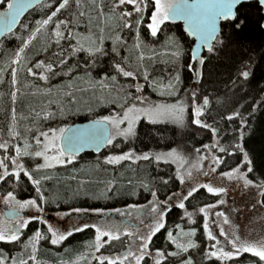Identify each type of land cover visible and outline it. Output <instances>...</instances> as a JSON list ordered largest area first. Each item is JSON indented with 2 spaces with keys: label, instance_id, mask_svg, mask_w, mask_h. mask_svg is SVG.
I'll return each instance as SVG.
<instances>
[{
  "label": "snow or ice",
  "instance_id": "obj_1",
  "mask_svg": "<svg viewBox=\"0 0 264 264\" xmlns=\"http://www.w3.org/2000/svg\"><path fill=\"white\" fill-rule=\"evenodd\" d=\"M41 4L47 9H52L54 4L45 3V0H0V6L6 4L3 11H0V31H7L11 33L15 25L19 23L20 17L25 13L28 8L33 4ZM70 0H56L54 10L50 11V14L41 20L36 21L37 27L32 32L27 41L24 42V46L27 47L28 43L35 38L36 34L49 25L54 24L52 29L53 42L55 43L59 51L53 52L54 59L51 62L45 63L44 60H39L31 67H26V72L34 78H38L44 82L50 80L52 76L71 75L76 71H84L86 74L90 70V67L96 65L97 59L101 56H105L107 53L103 47V38L98 41H94L88 38L83 43L81 42L82 34L75 31L78 28L76 23L77 17L75 14L70 15L68 18L59 19L58 16L62 10L69 8ZM77 7L80 5V0H75ZM255 5L260 12L261 21H264V0H115L113 9L121 8V6H131L132 11L123 10L119 13V18L123 21V28L132 29L133 25L136 26L137 36L139 33V26L144 22L145 14L149 8L152 9L149 16V22L146 27L150 30V35L155 37L161 31L162 26L166 23H175L176 21H183L184 32L187 36L194 38V47L191 48L189 53V62L187 69L193 73L195 77L203 82L205 78V71L211 73L212 69L208 65L212 64V60L220 52L224 51L227 44L223 38L222 24H228L232 29L236 31L242 30L246 27L247 14L241 9L245 5ZM103 12V8L98 10ZM85 14L79 13L80 17ZM133 17L136 19L133 21ZM243 17V18H242ZM260 28L264 30V22L260 23ZM174 43L175 51L172 52L174 58L176 73L175 81L180 80L181 64L180 60L183 56V49L180 39L178 37H170ZM67 41L68 47L64 48L62 42ZM75 41V43H72ZM125 43L120 36H116L113 40L112 53L119 54V46ZM87 44V46H85ZM22 47L16 54V59L12 61L11 76L12 84L17 83L16 76L18 68L21 66L20 54L23 53ZM45 52L48 48L44 49ZM81 52L88 54L89 60L85 61L86 67L81 69L79 63L75 65H69V60L77 56ZM91 61V66H89ZM115 68L123 74L124 77H133L135 73L133 71H127L125 68L117 63ZM34 69L40 70L39 76ZM67 69L65 72L64 70ZM255 65L249 61H242L241 67L237 70L235 78L229 77V82L225 87L228 90H241L244 88L245 83H249L254 79ZM47 73V74H45ZM145 80L148 79L147 72L144 73ZM113 80L116 77H112ZM168 87L171 89L172 84ZM137 95L134 97L133 103L120 104L118 107L120 111L115 114L101 116L99 119L94 120L89 125H85L83 128L73 129L71 125L60 128H49L48 131H40L33 137L34 143L39 150L30 151V143L25 140L24 147L21 148L19 144H10L8 141L0 142V150L4 155L0 156V183L7 184L9 180L13 181V191L7 192L4 203L9 205L13 212L11 216L12 220L0 221V242L13 243L20 240L23 229H27L29 224L33 220L39 221L41 224H47V221L43 219V209L38 204V200L44 203H48L42 191V180L34 178L32 172L25 167L24 164L18 163L19 159L24 157L29 158H43L44 163L36 164V170L39 171L43 168L54 167L56 164L71 163L77 154L86 145H95L97 151H99L101 145L112 146L117 136L123 137L127 140L129 137L135 135V128L141 119H144L147 123L155 125L157 123H164L171 121L174 124L183 125L185 123L186 108L182 101H178L175 104H148L147 97L140 95L143 92L142 87L139 84L134 85ZM163 94V93H162ZM174 94V93H170ZM12 99L15 102L17 92H12ZM191 98L195 101L197 97L196 92L190 93ZM137 103L146 105L138 107ZM264 104V99L257 102L252 109V113L256 109ZM210 106V100L207 95L202 97L201 103L196 105L193 103V123L197 126L209 129L213 136H218L220 129L214 126L213 123L205 122L202 117L205 115V110ZM15 110L13 109V114ZM250 113L249 115H251ZM61 114H63L61 110ZM55 113L46 112L45 119H54ZM240 119V127L236 129L238 140L236 143L229 146H223L219 140H216L213 144H205L203 148L205 150L217 149L221 153H228L229 148L233 149L231 154L237 152L242 154V163L236 168H233L230 172L222 173L223 176L231 178L234 174L238 177L245 178L247 185H252L253 181L247 179L248 174L254 171V164L257 167L264 169V157L257 159L256 151L253 148L245 150V128L248 127L246 119L241 115L239 110L233 111L230 115L222 117V119L231 122L234 119ZM125 128H121V125H125ZM9 134L15 139H20V134L15 132L14 128L9 129ZM43 138V139H42ZM118 147V145H115ZM14 149L15 155H10L9 150ZM200 149H196L197 153H200ZM49 152L53 153L49 155ZM251 153V154H250ZM176 155V150L172 149L168 153H149L145 152L142 155H138L135 150L130 149L126 152H122L117 155H109L105 157V163L109 165L119 164L121 161L131 160H155L160 163L162 160L164 163L169 161L165 157H173ZM207 157L201 156L200 159H206ZM54 162V163H53ZM212 163L218 165L223 163L219 156L212 158ZM11 166V167H9ZM246 169V171H242ZM215 171V168L212 169ZM21 175H23L29 182L30 186L34 188L36 193L35 197L19 200L16 198L15 190L22 186ZM191 176V172L188 173ZM51 177H43L47 180ZM177 178L181 184L185 183L183 175L177 172ZM163 185H167L169 181L167 179L161 180ZM257 187H264V183L256 185ZM146 191H149L152 196V200L148 205H128L129 211L122 213L120 209H113L116 213L121 215H130L131 211L138 209H148L144 215L149 218V222L145 224L143 219H140L139 224L145 230L141 231V228L137 226L135 230H131L127 225L121 226L119 221L114 219H105L102 223H88L84 222L82 225H74L72 228L57 233L56 230L48 224V232L51 233L50 243L57 245L63 243L74 233L82 232L86 229L95 230V243L94 248L96 252H99L105 245H111L113 241H120L122 236L132 237L133 244L136 246L137 251H133V247L130 245L128 249L119 255H99L93 254L92 258L97 264H124L125 261L128 264H141L145 260L146 256H151L150 245L158 233L162 230L166 231L167 240L175 245L176 251L167 252L165 250L156 249L154 254V264H164V261L168 257L179 258L182 254L188 253L190 249L198 248L199 246L192 240L187 243L178 242V237L173 235L171 230L166 229L168 213L172 211L173 204L179 209H184V214L192 219L194 213L188 212L185 208V201L197 193L201 188L206 189L207 193L221 196L226 193L224 187H214L211 184H200L191 186L186 189L187 194L183 195L172 193L168 195L165 200L161 201L157 196V192L151 190L148 185H143ZM109 192L114 191L113 188L108 189ZM136 193H133L135 195ZM264 196V192L260 193ZM182 197V198H181ZM224 199H219L216 203H208L198 209L199 213L203 214V231L206 239L210 241V250L204 253L206 259L211 260L216 258L220 261H231L234 258L241 256L244 253H250L258 257L261 264H264V237L257 240H242L239 236L234 235L231 239H228L229 234L225 231L224 225L229 223V218L222 211H216L213 213V209H216L219 205L225 204ZM264 204V201H259ZM35 207L41 213L37 216H32L27 219L20 215L19 210ZM89 211L96 213H102V209H82L74 208L70 212H66L63 215L71 216L73 212L77 214L87 215ZM214 216L215 219L211 220L212 224H215L218 228L219 237L224 238V242L218 238L217 234L213 233L210 226V218ZM195 223V221H192ZM176 228L179 229L181 236L193 237L196 234L195 228H190L185 232L181 225L177 224ZM45 238L41 231L37 230L33 236L29 238V244L31 245L32 255L29 256V260L35 261L36 244ZM107 238V239H105ZM227 246H230V250H226ZM27 247V245H26ZM0 264H8V258L0 254ZM11 264H29L28 260L12 259ZM180 264H194L193 258L189 255L187 258H182Z\"/></svg>",
  "mask_w": 264,
  "mask_h": 264
},
{
  "label": "trees",
  "instance_id": "obj_2",
  "mask_svg": "<svg viewBox=\"0 0 264 264\" xmlns=\"http://www.w3.org/2000/svg\"><path fill=\"white\" fill-rule=\"evenodd\" d=\"M45 3L54 4L55 7L56 0H46ZM54 7L51 10H54ZM99 9L100 8L98 7V3L95 0H87L82 4L80 2L79 7L75 5L74 8H71L69 10V16L75 14L77 17L76 23L79 25L78 28L75 29V31H78L84 35L88 27H90V23L95 22V20L100 19L101 16H103L105 8L103 9L102 13L98 11ZM51 10L45 8L40 4L39 6L28 12L27 15L21 20L18 28L12 33L8 34L0 42V68H3L2 71H0V94H2V97L0 98V123L3 120L5 122V118L9 117L12 114L11 109L13 108V100L11 97V93L13 92V84L11 82L12 76L10 74V70L5 69V59H2V56H11L14 50L17 49L16 47L19 45L18 37L19 35H22V26L25 23H29L30 25H32V27H30L31 30L36 25V21L46 18V16L50 14ZM241 11L247 14L246 27H244L240 31H236L232 29L230 25L222 24L223 38L225 39L227 46L224 51L220 52L216 57L213 58L212 64L208 65V67L211 68L212 71L211 73L205 71V78L203 82L195 80L194 75L187 69L190 46L192 42L188 38H186L183 46L188 53L183 59L181 58V62H183L182 66L185 67V69H181L179 80L181 86L179 88L180 91H177L176 95H179L182 90L186 91L187 89H189V91L194 90V92L198 94L197 96L201 97V100L203 96L207 95L210 100V106L205 110V115L202 117V119L205 122L213 123L214 126L218 127L220 129L219 135L213 136L212 132L209 129L203 127H201V134H199L197 133V130L195 128H192L191 130L187 128L178 129L170 125H168V127H154L156 124L152 126L143 124L139 127V130L136 133V139L134 138V140L132 141H127V147L129 149L141 152L154 147H159L164 143H177L179 140H182L187 147H203L205 144L210 145V143H214L216 140H219L220 144L223 146H229L236 143L238 140V136L235 130L240 127V119L236 118L233 121L228 122L222 119V117L230 115L235 110H239L241 112V115L246 119L248 123V127L244 130L245 150L247 151L249 150V148H253L256 151L257 159H259L260 157H264V104H261L256 109V111L252 113V109L256 105V103L264 99V30H262L259 26L263 21H261L260 12L257 10L254 4L245 5L241 9ZM80 12H83L85 15L83 17H80ZM69 16H67V18ZM104 16L108 18L110 17V14L106 13L104 14ZM61 17L62 15L59 14L58 18L61 19ZM96 22H101V20ZM175 28L180 30L179 26ZM97 32H99V30ZM178 34L181 36L183 35L181 31ZM42 41L43 38L40 40V46L38 47V49L31 51V53L29 54V58L25 61V63H23L17 75V84L21 88V92L19 93L18 97V101H20L18 107L19 112L20 110H22L25 113L27 112L34 114L36 113V111H39V108L41 106H45V102H43V100L39 96L41 94L38 92H42V89L51 91L57 86L59 89V93H63L66 96L68 95L69 99H71L65 101L61 96L62 100H60L59 98V108L68 106L70 109H76L78 106L82 105L83 100H85L87 104H92L93 102H95L94 99H88V97H84L82 95L91 90L94 83L104 79V77L112 79V77L114 76L116 77V81L121 79L118 78L114 73L112 64L114 63V55L116 54L112 53V49L109 48L108 44L104 47L107 54L105 56H102L100 59L98 58L96 65L94 67H90V70L87 74L84 71L78 70L71 75L52 76L47 82H44L38 78H34L26 72V67H31L39 60H44L45 63L51 62L54 59L52 53L59 51V49H57L55 43L53 42L52 31L49 30L47 37L44 38L43 42ZM81 42L83 43L82 39ZM72 43H75V41H73ZM126 44L127 40L125 41V43L121 44V53L119 52L118 54L120 56V62H122L123 58H125L126 55L131 57V52L136 54L135 50L129 49ZM62 46L64 48H67L68 42H62ZM45 48H48L47 52L44 51ZM250 57L251 62H253L255 65L254 79L249 83H245L244 88L241 90H228L225 85L228 84L229 77L235 78L237 70L241 67V62L249 61ZM86 60H89L88 54L86 52H81L77 54L76 57L69 60V65H75L79 63V67L83 69L86 67ZM89 66H91V61H89ZM34 71L37 72L38 77L40 70L34 69ZM64 71L66 72L67 69H65ZM151 71L154 72V68H152ZM164 75L165 74H163L162 72H154L153 77L163 79L165 78ZM131 83L132 81L130 82V84ZM167 100L172 103L178 102L179 98L178 96H176L175 99L169 98ZM70 112H72V114L68 117L69 120L76 116H82L81 118H85L86 116L92 118L98 117V115H103V111L101 108L96 112L95 109L79 110L78 112L74 113L73 111ZM250 113L252 114L249 115ZM188 115L189 114L187 113L186 116ZM122 145L124 146L126 144L122 143ZM232 152V148H229L228 153H221L217 150L219 157L223 161V163H220L219 169H230L242 163V154L237 152L233 155L231 154ZM82 164H85L86 166H90L88 164L94 165L90 167L94 169L99 168L100 165L102 166L101 155L84 156L80 159V165ZM80 168H82V166H79L77 169ZM109 169L110 172L105 176L107 177L106 180L108 181L106 189L102 190L101 188L99 190L100 195L98 198L84 197L79 199L78 201L81 206L104 207L105 205H126L129 202L122 199V196H116L115 194H117V191L115 190V188L112 192L108 191V187L109 185H111L113 177H117L119 175L116 171L123 168L109 167ZM48 170L50 172L52 169L48 168ZM145 170V173H147V177H149L153 185L155 184L156 186L157 183H161V180L163 179H169L168 181H172L174 179L173 176L171 177V173L168 175V177H166L165 175H160L158 177L153 175L152 171L154 172V170L151 169V172H149V166ZM31 171L35 177L38 176V174L35 172L34 167L31 168ZM62 171L63 173H65V169H56L49 173V175L55 173L54 181H52L50 187H55L56 184H58V186H60L57 191L58 197H63L61 199L65 200L70 198L73 193L72 191H70V188H67L68 186L65 185L67 184L65 183L66 176H63V174H61ZM115 172L116 174H114ZM58 175L61 176L60 179L56 178V176ZM248 177L249 180L253 181V184H262L264 183V169H262L261 167H257L254 164V171L248 174ZM62 178H64V180H61ZM140 178V176L136 175L132 178H127L128 180L125 181V184H127V181L132 184V188L129 191L131 195H133V193L137 194L138 190L140 189L141 185L138 184ZM120 181L122 182V180L119 179L117 183V190L118 187H120ZM121 187H124V185ZM169 187L170 185L168 183L166 186H159V189L161 190V192H165ZM56 188L53 189L56 190ZM1 189H3V191L5 190V183L2 184ZM30 191H32L31 193L34 192V188L32 186H30ZM261 192H264V187ZM261 192H259V195ZM19 194L21 195V197H25L23 195H26L24 193H22L23 195L21 193ZM260 197L261 201H264V196L261 195ZM215 200V195L209 194L205 189L201 188L196 194H194L187 200L186 204L189 209L193 210L199 206L203 207L205 204L212 203ZM181 217V211L179 209H173L169 213V224H167L166 229L173 231L177 229V224L183 225V221H185L186 218L182 219ZM201 220L202 218L199 214L197 218L199 226L196 232V243L199 247L190 249L188 253L182 254V257L179 258L168 257V259L164 261V264H180V260L182 258H187L189 255L193 258L194 264H218V261L216 262L214 259L209 261L204 260V253L206 252L207 247ZM37 230L41 231L45 238L39 241L35 253V261H31L29 260L28 255L23 258V254L24 252L25 254H27L28 252L29 255L32 254L31 245L27 242V240L32 237L34 232ZM22 233L23 234L20 240L17 242H0V254L8 258V264H11L12 259H16L17 261L28 260L29 264H86V260L84 262H76L75 260H77V258L83 255L86 251L94 248L93 245L95 243V230L89 228L82 232L74 233L73 236L69 237L61 244L52 245L50 243V234L46 228V225L41 224L37 220H33L29 224L28 228L24 229ZM127 244V237H121L120 241H113L111 245H105L103 248H101L100 253L105 255L115 254L117 252H120ZM150 248H152L153 250H165L166 254L167 252L176 251L175 245L167 240L165 230H162L161 233H158L153 238ZM242 262H257L258 264L261 263L258 257L249 253H244L242 256L234 258L230 261L231 264Z\"/></svg>",
  "mask_w": 264,
  "mask_h": 264
},
{
  "label": "rangeland",
  "instance_id": "obj_3",
  "mask_svg": "<svg viewBox=\"0 0 264 264\" xmlns=\"http://www.w3.org/2000/svg\"><path fill=\"white\" fill-rule=\"evenodd\" d=\"M85 1L87 0H80L81 4ZM95 1H97L98 7L103 9L105 8V11L103 12V16H101L100 19H97L95 20V22L90 23V27H88L86 33H84V35L82 34L81 37L82 41L84 42L88 38H91L94 41H98L102 37L103 47H105L106 46L105 43L113 42L116 36H120L123 41L127 40L126 46H128L129 49L135 50L137 55L131 52L130 53L131 57L126 55L125 58H123L122 62H118V63L121 64L125 68V70L133 71L135 75L130 78L124 77L123 74L117 70L119 73L118 75L121 78L120 80L116 81L109 79L108 77H104V79L97 81L96 83L93 84L91 90H89L86 94L82 95L84 97H88V99L89 98L94 99L95 102H93L92 104H87L86 101L83 100L82 105L78 106L76 109L74 108L70 109L68 106H63L61 108L58 107L60 104L59 98L60 100H62L61 96L65 101L71 100L69 99L68 95L66 96L63 93L62 94L59 93L58 86L52 89L51 91L50 90L46 91L47 89H42V92H38L41 94L39 96L41 97L43 102H45V107L46 108L50 107L51 109H47L45 111V107L41 106L39 108V111H36V113L34 114L27 112L25 113L22 110H20V112L18 111L19 102H20L18 101V97H19V93L21 92V88L16 83L15 86L14 85L12 86L13 92L14 91L17 92L16 100L15 102L14 101L12 102V107H13L11 109L12 114L9 117L5 118L6 123L4 122V120L0 123V142L8 141L10 144H19V146L23 148L24 142L25 140H27L31 145V148L29 149L30 151L39 150L34 143L33 137L37 135L40 131H48L49 128L64 127L65 125H67L66 122H69L68 117L72 114V112L70 111H73L74 113V112H78L79 110L95 109L96 112L99 111V109L101 108L102 111H104L105 115L115 114L116 112L120 111V108L118 107L120 104H125V106H127L128 104L135 102L134 97L137 95L134 89L135 84H139L142 87L143 92L139 94L147 97L148 104H167L166 101H163V99L161 98L166 97V98L175 99L176 96H178L179 98L178 101H182L186 108L185 116L187 113L190 116L185 119V121L188 122V128L192 129L195 128L196 126L195 129L197 130V133L201 134V127L193 123V103L199 105L201 103V97L197 96L195 101H193L190 93L194 92V90L189 91V89H187L186 91L182 90L181 93L179 94L181 96L176 95L181 85L180 82H176L174 79L176 68H175L172 52L175 51V47L173 41L170 39V37L173 36L177 37L176 34L174 32L167 31L166 34L169 35L167 42L166 40L157 41L155 37L151 36L150 30H148L146 27L147 23L149 22V16L152 11V9L149 8L148 12L145 14L144 22L139 26V33L137 36L135 24L133 25L132 29H125L122 26L123 21L119 18V13L121 11L123 10L132 11L131 6H121V8L113 9L115 0H95ZM75 5H76L75 0H70L69 8L66 10H62V12L60 13L62 15L61 19L67 18V16H69L70 14L69 10L71 8H74ZM5 7L6 4L0 6V10L4 9ZM106 13L110 14V17L106 18L104 16V14ZM135 19L136 17H133V21ZM100 20L101 22H96ZM30 27H32V25H30L29 23H25L22 26L23 33L21 32L22 35H19L18 37L19 45L16 47L17 49L13 48L16 50H14L11 56L9 55L6 56L2 54L3 55L2 59H5L4 62L5 69H9L11 72V67L13 66L12 61L16 59V54L19 52V50L22 47L24 48L23 53L20 54L21 66L18 68L17 75L23 63H25V61L29 58V54L31 53V51L38 49V47L40 46V40L43 38L44 41V38H46L48 35V31L49 30L52 31L54 24L42 28L41 31L36 34L35 38L32 39L30 43H28L27 47H25L24 42L29 39V37L31 36L32 32L35 30L37 25H35L31 30ZM98 30L99 32H97ZM144 31L146 32L147 34L146 36L148 38L145 37ZM85 46H87V44H85ZM182 49L184 53L182 56L183 59L188 52L186 49H184L183 46ZM182 63L183 62H181L180 60L181 69L183 67ZM152 68H154V72H162L163 74H165L164 75L165 78L163 79L154 78L153 77L154 72L151 71ZM2 69L3 68H0V71H2ZM145 72H147L148 74L147 80H145L144 78ZM131 79H133V81ZM16 80H17V76H16ZM131 81L132 83L130 84ZM170 83L172 84L171 89L168 87ZM170 93H174V94H170ZM151 94H153V96ZM1 97L2 94H0V98ZM137 106L143 107L146 105L137 103ZM13 109L15 110L14 114H13ZM61 110L63 114H61ZM49 111L56 114L54 119L44 118L45 113ZM100 116L102 115H98V117ZM125 127L126 124L121 125V128H125ZM11 128H14L15 132L20 134L19 140H15L9 134V129ZM117 137H121V136H117ZM211 144L213 143H210V145ZM172 149L176 150V155L173 157H165V159L173 162L175 167L173 165L172 166L175 168L176 178H177V172L179 171V173L183 175L185 180V183L181 184L179 182V179L177 178L178 182L180 183V188L177 191H174L173 193H177V194L182 193L183 195H186L187 188L200 184H211L214 187H224L226 188V193L222 194L221 196H216V200L212 203H216L219 199H224L226 201L225 204L219 205L216 209H213V213L216 211H222L226 216H228L229 223L224 225L225 231L229 234L228 239H231L233 234L239 236L242 240L244 239L257 240L264 237V204L259 203V200L261 201V197H260L261 194L259 195V192L262 191L263 187H257L255 184L247 185L245 182V178L238 177L235 174L231 178L223 176L222 173L230 172L233 168H236L238 165L226 170L219 169L220 164L214 165L212 163V158L214 156H219L216 149H212L210 151L205 150L203 147L190 149L187 148V146L185 147V144L182 140H179L177 143H173L172 147L167 150V153L170 152ZM196 149H200L201 150L200 153H197ZM9 154L15 155L14 149H10ZM52 154L53 153L49 152V155ZM117 154H121V153L112 154L110 152H107L106 154L101 156L102 162H105L106 156L117 155ZM2 155H4V153L1 150L0 156ZM201 156H205L207 158L200 159ZM28 158L29 157H24L22 159H19L18 163L24 164L25 167L29 169V165L27 164V162H29ZM30 159H35V158H30ZM74 161L71 162V166L73 168L75 167V165L73 164ZM88 165L90 166L84 165L80 169H73V171H70L66 175L65 183L67 184L65 185L68 186L67 188H70V191H72L73 194L70 198L65 200L61 199L63 197H58L57 191L60 187L58 186V184H56L55 187L53 186L50 187L52 182L46 183V180L43 179V177L47 176V177H51L48 180H53L55 178V173L40 177V175H42L43 173L41 172L37 177L42 180L41 188L42 191L44 192L46 200L48 201V203H44L38 200V204L43 209V213H42L43 219L47 221V224H45L47 230H48V224H50L52 228L56 230L57 233L59 234L60 232H64L72 228L74 225H82L84 222L102 223L105 219H109V220L114 219L116 221H119L122 227L124 225H127L131 230L134 231L135 228L139 226L141 228V231H144L145 229L142 226H140L139 221L140 219H143L145 224L149 222V218L144 215V213L148 211L146 207L144 209L131 211L130 215H121L113 211V209L118 208L121 210L122 213H127L129 211L128 205L135 204V205L146 206L149 204V201L152 200V196L147 201L141 203H129L127 205H123L112 209H102L103 212L99 214L94 211H89L87 215L77 214L75 212H73L70 217L63 215L66 212H70L74 208L89 209L88 207L81 206L78 200L84 197L98 198L100 195L99 190L101 188L102 190L106 189L107 187L106 185L108 183V181L106 180L107 177H105L106 174L100 173L101 170L99 168H95V169L90 168L91 166L94 165L91 164ZM56 166L58 165L56 164L52 168H56ZM213 168H215V171L212 170ZM145 171L146 170L143 166L140 168L128 167L126 168V170L120 173V175H118L117 177H113V180L111 181V185H109L108 189L113 188L115 185L114 188L117 191V193L130 194L129 191L132 188V184L129 181H127V184H125V181L128 180L127 178H132L136 175L141 177L138 181L139 185L141 186L148 185V187L151 189L152 181L150 180L149 177H147V173H145ZM242 171H246V169H242ZM189 172H191V176L188 175ZM56 178L60 179L61 176L58 175L56 176ZM119 179L122 180L123 183L120 181L121 182L119 183L120 187H118L117 190V186H118L117 183ZM247 179H249V177H247ZM61 180H64V178H62ZM12 182L13 181L10 180V184H12ZM23 185H26V188ZM123 185L124 187H121ZM27 187H28L27 183L25 182L22 184L21 190L19 192L15 191L14 194L16 195L17 199L22 201L36 196V193L34 191L33 195L24 198H19L21 196L19 193L30 194L32 192L30 191V188ZM53 188H56V190ZM142 190L146 191L144 187L141 188V191ZM9 191H13V189L5 188L4 191L3 189H0V221L12 220L6 217L5 209H4V208H8L13 210L9 205L4 203V198L7 192ZM178 202L179 201H176L175 203ZM175 203L173 205H175ZM199 208L190 211L187 209L188 212L194 213L191 220H189V218L183 213V215L186 216V220L184 221L183 225H181V227L184 229L185 232L189 231L190 228H194V224L196 225V221L198 218L196 215L198 214H200L202 218L201 224L203 225V214L198 212ZM17 210L23 213L22 217L25 219L41 214L39 210L35 207L26 208L23 210H19V209ZM212 219H215V217L211 216L210 226L212 227L213 233L218 235V228L216 227L215 224L211 223ZM192 221H195V223H193ZM195 229L197 232V228ZM49 234L51 236V233ZM173 235L178 237V242L180 243H187L189 240H192L195 243L197 242L196 234L193 237L181 236L179 229H175ZM204 237L206 239L205 235ZM218 238L221 239L222 243L224 242L223 237H219L218 235ZM127 239H128V244L120 252L110 255L122 254L128 249L130 245L133 247V251H137L136 246L133 244V238L127 237ZM27 242L29 243V239L27 240ZM210 243L211 242L206 239V247H207L206 252L210 250L209 248ZM38 244L39 242L36 244V249L38 247ZM150 250L152 255L146 256L145 260L142 261L141 264H154L153 257L156 250H153L152 248H150ZM226 250H230V246H227ZM93 254L96 256L99 255L109 256V255L101 254L100 251L96 252L95 248H92L91 250L86 251L83 255L79 256L75 261L84 262L86 260V264H95L97 262L93 260L92 258ZM27 255L30 256L28 252L27 254H25L24 252L23 258L26 257ZM213 259L216 262L218 261L217 262L218 264H231L230 261H220L217 260L216 258H212L211 260ZM204 260L209 261L205 257ZM124 264H128V262L125 261ZM237 264H258V263L242 262Z\"/></svg>",
  "mask_w": 264,
  "mask_h": 264
},
{
  "label": "flooded vegetation",
  "instance_id": "obj_4",
  "mask_svg": "<svg viewBox=\"0 0 264 264\" xmlns=\"http://www.w3.org/2000/svg\"><path fill=\"white\" fill-rule=\"evenodd\" d=\"M180 27V30L179 29H177V28H175V27ZM221 28H222V25H221ZM167 31L168 32H174V33H176V34H178V33H180V31L182 32V36L181 35H176L177 37L179 36V39L181 40V42H182V46H184V42H185V40H186V38H188L191 42H192V44H191V46H190V50H191V48L193 47V44H194V40H192V39H190L186 34H185V32L183 31V27H182V24H172V23H166V25H164L163 27H162V29H161V31L157 34V36H155V38L157 39V41H164V40H168V37H169V35H167L166 33H167ZM145 32V31H144ZM147 34H146V32H145V37H147L146 36ZM148 38V37H147ZM150 38V37H149ZM150 40H152V39H150ZM106 45L108 44L109 45V48H111L112 49V47H113V42H107V43H105ZM118 51L121 53V45L119 46V49H118ZM102 57V56H101ZM101 57H99V59L101 58ZM118 62H120V56L119 55H114V63L112 64L113 65V69H114V73L117 75V77L118 78H120V76L118 75L119 73H118V71H117V69L115 68V64L116 63H118ZM182 69H185V67H182ZM193 74V73H192ZM194 75V74H193ZM194 79L195 80H198L196 77H195V75H194ZM132 81H133V79H131ZM182 88V87H181ZM180 91V90H179ZM152 96H153V94H151ZM161 99H163V101H166V103L167 104H175L176 102H172V103H170L167 99H169V98H166V97H164V98H161ZM45 107V106H44ZM47 109H51L50 107H48V108H46L45 107V111L47 110ZM102 116H106L105 115V113H104V111H103V115ZM82 117V116H81ZM81 117H79V116H76V117H74V118H72L71 120H68L69 122H66V124L67 125H65V126H68V125H73V124H75V123H80V122H85V121H88V120H97V119H99L100 117H92V118H90V117H85V118H81ZM188 117H190L189 115L188 116H185V119L186 118H188ZM5 123H6V121H5ZM143 124H146V125H149V126H152L151 124H149V123H147L144 119H141L140 121H139V123L137 124V126H136V128H135V135L134 136H131V137H129L127 140H125L124 138H122V137H117L116 138V140L114 141V145H112V146H106V148L101 152V153H99V154H95L94 152H92V151H86V152H83V153H81V154H79V155H77L76 157H75V159H73L72 161H74V165H75V167L73 168L72 166H71V163H64V164H57L58 166H56V168H52V167H50L49 169H52L51 171H54V170H56V169H65V173H63V171L61 172V174H63V176H66L70 171H73V169H77L79 166L81 167V166H84L85 164H82V165H80V159L81 158H83L84 156H89V155H92V156H102V155H104V154H106L107 152H110V153H112V154H116V153H122V151H128V150H130L128 147H127V145H128V143H127V141H132V140H134V138L136 137V133H137V131L139 130V127L140 126H142ZM6 125V124H5ZM168 125H170V126H172V127H176V128H178V129H184V128H187V129H190V128H188V122H186L185 121V123L183 124V125H178V124H174V123H172L171 121H168V122H164V123H157L154 127H158V126H163V127H168ZM64 126V127H65ZM7 128V127H6ZM195 128H196V126H195ZM192 130V129H191ZM136 139V138H135ZM122 143H124V144H126V145H122ZM115 145H118V147L117 146H115ZM172 145H173V143L172 144H170V143H164L163 145H160L159 147H154V148H151V149H148V150H146V151H141V152H137V151H135L138 155H142L143 153H145V152H149V153H153V154H156V153H167V150L169 149V148H171L172 147ZM186 147V146H185ZM198 147H201V146H198ZM198 147H187V148H190V149H193V148H198ZM0 154H1V150H0ZM29 160V162H27V164L29 165V170L31 171V168H33L34 167V169H35V172L38 174V176H39V174L41 173V172H43L42 173V175H40V177H43V176H45V175H49V173L51 172H49V170H48V168H43V169H40V171H37L36 170V164L37 163H40V164H42L43 163V158H35V159H30V158H28ZM102 160V159H101ZM169 162L168 163H164L163 162V160L160 162V163H157L155 160H150V161H144V160H140V161H136V160H131V161H128V160H126L125 162H120L119 164H113V165H109V164H107V163H105V162H102V166L100 165L99 166V169L101 170V173L102 174H108L109 172H110V169H109V167H115V168H118V167H122L123 169H115V170H118V171H116L117 172V174H119L120 175V173H122L124 170H126V168H128V167H137V168H140V167H144L145 169L149 166V169H150V171L149 172H151V169H153L154 170V172L152 171V173H153V175H155V176H160V175H165L166 177H168V175L171 173V177L173 176V180L170 182L169 181V185H170V187L165 191V192H161V190L159 189V186H162L163 184L162 183H157V186L154 184L153 185V183H152V187H151V190H153V191H156L157 192V196L159 197V199L160 200H165L166 199V197L168 196V195H171L174 191H177L179 188H180V183L178 182V179L176 178V174H175V166H174V164H173V162H171L170 160H168ZM174 167H173V166ZM151 166H152V168H151ZM32 172V171H31ZM116 172L114 173V174H116ZM59 174V173H58ZM34 176V175H33ZM37 176V177H38ZM35 177V176H34ZM37 177H35V178H37ZM21 182H22V184L23 183H27V188H30V184H29V182L26 180V178L23 176V175H21ZM171 179V178H170ZM169 180V179H168ZM52 181H54V179L53 180H46V183H50V182H52ZM158 182V181H157ZM2 184L3 183H0V187H2ZM12 184H13V182H12ZM12 184H10V180L8 181V183L7 184H5V188H13L12 187ZM23 186H25V188H26V185H23ZM22 187V186H21ZM21 187H19V188H17L15 191H17V192H19L20 190H21ZM24 188V189H25ZM141 188H143L142 186L140 187V189L138 190V192H137V194H135V195H131V194H126V193H117V194H115L116 196H122L123 198L122 199H124V200H126V201H129L127 204H129V203H141V202H144V201H147L148 199H150V197H151V195H150V193L149 192H147V191H141ZM1 189V188H0ZM34 193V192H33ZM33 193H31V194H26V195H23L22 193V195L23 196H25V197H28V196H30V195H33ZM196 194V193H195ZM143 197V198H142ZM19 198H24V197H19ZM190 198V197H189ZM186 202L187 201H185V206H186V209H188L189 211L190 210H192V209H189L188 207H187V204H186ZM126 204V205H127ZM120 206H123V205H115V206H107V205H105L104 207H89V206H83V207H88L89 209H112V208H116V207H120ZM199 207H201V206H199ZM199 207H197V208H199ZM196 208V209H197ZM173 209H179L178 207H176L175 205H173V208H172V210ZM196 209H193V210H196ZM180 211H181V215H182V219H185L186 218V216H184L183 215V213L185 212V210H183V209H179ZM170 213V212H169ZM169 213H168V216H167V218H166V220H167V223H166V226H167V224H169ZM197 217L199 216V214L198 215H196ZM113 218H116V217H113ZM184 222V221H183ZM180 225H182V224H180ZM198 226H199V222L198 221H196V225L194 224V228H197V230H198ZM172 232H174V230L172 231Z\"/></svg>",
  "mask_w": 264,
  "mask_h": 264
},
{
  "label": "water",
  "instance_id": "obj_5",
  "mask_svg": "<svg viewBox=\"0 0 264 264\" xmlns=\"http://www.w3.org/2000/svg\"><path fill=\"white\" fill-rule=\"evenodd\" d=\"M45 1H46V0H45ZM39 5H40V4L33 3V4L28 8V10H27L25 13L22 14V16L20 17L19 23H18L17 25L14 26L13 31H15V30L18 28V26H19L21 20L27 15V13L30 12L31 10H33L34 8H36V7L39 6ZM0 11H3V9L0 10ZM263 22H264V21H263ZM170 23H171V22H170ZM172 24H182L183 31H184V23H183V21H176L175 23H172ZM13 31H12V32H13ZM12 32H11V33H12ZM8 34H10V33L7 32V31H0V42H1V41H2V40H3ZM185 34H186V33H185ZM188 37H189V36H188ZM189 38L192 39V40H194L193 37H189ZM193 47H194V44H193ZM92 121H94V120H88V121H85V122L75 123V124H73V125H71V126H72L73 129L83 128L85 125H89V124H91ZM105 148H106L105 145H101L99 151H97L95 145H86V146H85V147H84V148H83V149H82L77 155H79V154H81V153H83V152H86V151H92V152H94L95 154H99V153H101ZM4 209H5V215H6V217H7V218H10V219H13V217L11 216V213L13 212V210L8 209V208H4ZM17 211H18V210H17ZM20 215L22 216L23 213L20 212Z\"/></svg>",
  "mask_w": 264,
  "mask_h": 264
}]
</instances>
